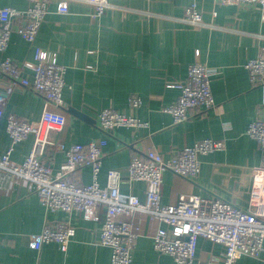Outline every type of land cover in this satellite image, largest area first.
I'll list each match as a JSON object with an SVG mask.
<instances>
[{"label": "crops", "instance_id": "crops-1", "mask_svg": "<svg viewBox=\"0 0 264 264\" xmlns=\"http://www.w3.org/2000/svg\"><path fill=\"white\" fill-rule=\"evenodd\" d=\"M56 1L50 2L35 43L26 42L13 26L8 49L0 52V58L30 65L36 48H40L47 58L57 56L66 67L65 107L61 111L49 108L66 117V126L52 134L54 145L46 148L42 162L57 173L66 162L60 144L69 148L104 140L96 179L100 187H107L110 170H118L123 176L121 194L143 200L145 183H130L125 177L133 155L143 156L155 149L169 158L199 141L214 140L222 142L224 148L200 158L198 178L189 180L164 173L162 203L174 205L183 194L247 206L214 181L213 167L220 164L236 171L262 161L261 148L247 135V129L252 122L264 120V88L252 86L245 66L264 55V11L256 4L220 5L217 0H110L111 7L95 21L90 16L93 9L85 1L66 0L67 14L57 12ZM31 5V0H0V7L21 11ZM192 5L202 14V25L184 20ZM195 63L208 69L215 106L211 110L199 107L186 120L175 123L163 109L177 101L179 91L167 86L185 81L189 67ZM24 75L31 76V69H24ZM1 89L5 93L0 125L3 155L12 146L7 118L15 115L37 122L46 104L42 95L31 90L16 88L7 94L5 79ZM133 95L141 98L138 110L130 106ZM107 108L136 115L146 126L121 127L105 134L99 128L98 115ZM33 146V137L15 144L12 162H24ZM72 179L91 185L93 168H79ZM104 216L102 206L72 214L51 213L26 186L0 189V264H111V249L100 244ZM117 220L133 223L136 238L132 264H175L172 257L154 250L153 237L158 229H167L165 224L140 213L119 215ZM69 221L75 226V234L66 252L55 243L34 249L33 239L47 222L57 226ZM223 250V246L205 238L198 240L199 257H220ZM235 264H264V249L259 258L238 256Z\"/></svg>", "mask_w": 264, "mask_h": 264}, {"label": "built area", "instance_id": "built-area-1", "mask_svg": "<svg viewBox=\"0 0 264 264\" xmlns=\"http://www.w3.org/2000/svg\"><path fill=\"white\" fill-rule=\"evenodd\" d=\"M92 7L91 19L99 20L111 7L110 0H83ZM220 5H258L264 11V0H217ZM52 0H31V7L21 11L12 7H0V52L10 44L13 26L28 43H35L39 30L49 12ZM57 12L67 14L66 0L56 1ZM184 20L193 25H202V14L196 5L187 8ZM199 55V52H196ZM31 69V76L24 69ZM253 87L264 88V55L250 60L245 66ZM66 67L57 56L47 58L45 52L36 48L32 64H17L11 58H0V125L4 119L5 93L1 85L5 79L7 94L16 88L36 92L44 97L46 109L37 122H28L10 115L6 130L12 146L0 154V189L11 190L26 186L35 193L43 206L51 213L84 212L95 206L105 208L101 227L100 244L112 251L111 264H132V250L136 234L133 223L118 221L119 215L144 214L149 220H157L167 226L160 228L153 237L154 250L169 255L175 264H235L238 256L245 254L259 258L264 249V120L252 122L247 135L254 139L262 151V161L252 168L233 171L215 164L213 179L223 184L247 206H239L225 199H205L197 195H180L174 205L162 203L161 186L163 175L169 171L182 178L194 180L201 173L202 156L222 151L224 144L214 140H202L194 146L185 147L166 158L159 151L149 149L143 156L133 155L127 169L126 179L142 181L146 185L144 199L137 196L124 197L120 192L123 176L118 170H110L107 187L101 188L97 176L102 165L103 148L106 141L91 142L87 146L74 144L59 148L65 152L66 162L54 173L42 162L48 146L54 145L52 134L66 126V117L59 113L64 109L63 92ZM168 88L179 91L177 101L163 111L172 116L175 123L186 120L189 113L199 107L211 110L215 100L211 91L208 69L201 63L192 64L185 81L168 84ZM130 106L138 110L141 98L133 95ZM53 107L57 110H51ZM99 128L110 134L117 128L139 129L146 126L139 117L112 109H103L98 115ZM34 138V146L24 162L15 164L11 160L14 145ZM82 167H92L94 183L82 185L73 180V173ZM75 234V226L69 221L57 226L49 222L33 239V247L40 250L43 245L55 243L66 252ZM205 238L223 246L220 257L197 256L198 240Z\"/></svg>", "mask_w": 264, "mask_h": 264}]
</instances>
